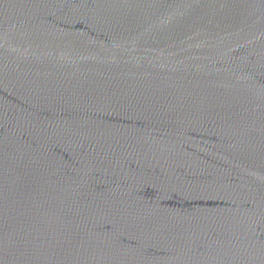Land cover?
Wrapping results in <instances>:
<instances>
[{"label":"water","instance_id":"obj_1","mask_svg":"<svg viewBox=\"0 0 264 264\" xmlns=\"http://www.w3.org/2000/svg\"><path fill=\"white\" fill-rule=\"evenodd\" d=\"M0 264H264V0H0Z\"/></svg>","mask_w":264,"mask_h":264}]
</instances>
